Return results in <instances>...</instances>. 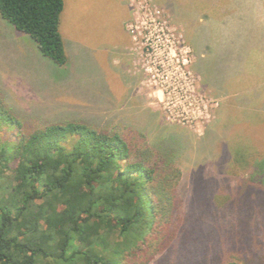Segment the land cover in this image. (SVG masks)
Wrapping results in <instances>:
<instances>
[{
  "label": "rangeland",
  "instance_id": "374dc122",
  "mask_svg": "<svg viewBox=\"0 0 264 264\" xmlns=\"http://www.w3.org/2000/svg\"><path fill=\"white\" fill-rule=\"evenodd\" d=\"M245 15L240 0H65L66 68L0 16V95L26 123L82 121L165 151L176 141L175 216L206 235L190 264L260 261L264 247H239L246 224L228 232L218 208L245 179L264 184L250 178L264 159V27ZM237 147L250 168L235 163ZM251 189L264 212V194Z\"/></svg>",
  "mask_w": 264,
  "mask_h": 264
},
{
  "label": "trees",
  "instance_id": "16d2710c",
  "mask_svg": "<svg viewBox=\"0 0 264 264\" xmlns=\"http://www.w3.org/2000/svg\"><path fill=\"white\" fill-rule=\"evenodd\" d=\"M64 9V0H0L1 18L62 68L69 64ZM136 136L82 121L26 123L0 95V264H152L164 254V264H190L206 235L185 231L175 216L182 205L177 142L165 151ZM232 153L250 168L242 147ZM263 170L264 159L251 180L264 182ZM262 185L245 179L218 203L228 232L247 226L239 247H264V212L249 193L264 194ZM256 256L227 263L223 256L221 264H264Z\"/></svg>",
  "mask_w": 264,
  "mask_h": 264
},
{
  "label": "crops",
  "instance_id": "0c3cea01",
  "mask_svg": "<svg viewBox=\"0 0 264 264\" xmlns=\"http://www.w3.org/2000/svg\"><path fill=\"white\" fill-rule=\"evenodd\" d=\"M65 2V0H64ZM241 2V9L243 12H246V17L249 18L250 17V23L252 25H258V26H262L264 27V21H261L260 20L258 21V19H261L263 18L264 19V0H240ZM64 12H65V9H64ZM64 14V13H63ZM253 15H256V21L253 22L251 19H252V16ZM63 18V16H62ZM125 18L123 19V22L124 23L125 21ZM218 22H216L217 24ZM123 26V24H122ZM215 27L219 26L218 24L217 25H214ZM212 30V28H210ZM62 33V31H61ZM63 36V34H62ZM64 38V37H63ZM65 41V40H64ZM260 44H263L262 47L260 49H263L264 50V42L260 43ZM225 60V57L223 58Z\"/></svg>",
  "mask_w": 264,
  "mask_h": 264
}]
</instances>
